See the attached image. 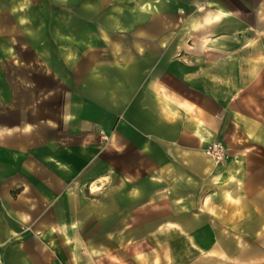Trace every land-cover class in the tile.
<instances>
[{
  "label": "crops",
  "instance_id": "1",
  "mask_svg": "<svg viewBox=\"0 0 264 264\" xmlns=\"http://www.w3.org/2000/svg\"><path fill=\"white\" fill-rule=\"evenodd\" d=\"M73 3L0 0L2 264L117 260L104 215L122 211L195 223V264H264V0ZM109 115L111 159L89 156V116ZM93 177L114 181L95 199L94 243L73 192Z\"/></svg>",
  "mask_w": 264,
  "mask_h": 264
},
{
  "label": "rangeland",
  "instance_id": "2",
  "mask_svg": "<svg viewBox=\"0 0 264 264\" xmlns=\"http://www.w3.org/2000/svg\"><path fill=\"white\" fill-rule=\"evenodd\" d=\"M79 0H73L74 3H78ZM138 2L143 0H137ZM154 1V0H153ZM73 3V10L78 7L77 4ZM151 6V5H150ZM157 5L154 4V7ZM177 4H169L171 11H176ZM129 3L128 0H120V11L121 13L128 11ZM137 7L142 9L143 5L137 4ZM78 10V9H77ZM183 15V14H182ZM181 23V20L178 24ZM79 22L74 20L73 27H78ZM176 25L175 27H178ZM73 40L79 39L80 36L73 35ZM176 36H173L172 42H176ZM76 43V41L74 42ZM79 46V45H78ZM60 57L72 60V62L77 61L80 57L79 51L72 52H57L56 56L58 59ZM61 58V59H62ZM43 62H47L46 58L41 57ZM69 65V63H68ZM62 68V67H61ZM111 116H89V121L87 123V133H86V144L88 145L89 156H96V150L107 156V159H111V147L113 144V132ZM91 119H93L91 121ZM95 119L103 120L106 122L102 124L94 122ZM72 141L79 142V134L72 136ZM219 143V142H218ZM74 144V143H73ZM221 144V143H220ZM222 145V144H221ZM207 147V146H206ZM224 147V146H223ZM225 149V147H224ZM226 156H227V150ZM209 156V155H208ZM91 158H89L90 160ZM88 171L96 172L95 165L89 164ZM112 171L111 163L105 164V173L110 174ZM96 174V173H95ZM93 173L92 176L95 175ZM73 184V192L77 197V204L82 207V212L80 214L83 218V223H87L85 230L89 233V237L92 238V242L99 239V229L95 227L97 213H96V198L101 196V190L105 187H112L114 181L109 178H104V180L96 182L95 177L89 178L86 183ZM117 183V181H115ZM79 184V185H78ZM79 214V213H78ZM170 214V213H159V212H136L133 216L135 218L131 219L132 223H127L128 212H120L119 215L111 217V215H104V250L108 252L113 257H118L117 260H112L105 256L100 259L97 264H141L139 260V251H146L147 262L143 264H195V244H193L192 233L195 231V223H182L183 227H176L175 225L180 223H145L147 220L156 219L160 215ZM113 219V220H112ZM118 221V222H117ZM118 223L119 228H116ZM111 224H113L111 227ZM185 226V227H184ZM194 227V228H193ZM114 231L116 238H118V243H113L112 238L107 236L108 232ZM117 230V231H116ZM98 233V234H97ZM134 241L136 243L135 253L138 258H134V250H129L128 242ZM161 255L162 261L159 263V256ZM166 257V260L165 258ZM74 264H82L77 262ZM199 264V263H196Z\"/></svg>",
  "mask_w": 264,
  "mask_h": 264
},
{
  "label": "built area",
  "instance_id": "3",
  "mask_svg": "<svg viewBox=\"0 0 264 264\" xmlns=\"http://www.w3.org/2000/svg\"><path fill=\"white\" fill-rule=\"evenodd\" d=\"M205 153L209 155L211 158H213L215 161H221L226 157V151L218 142H212L207 145L205 148ZM0 264H2V261L0 259Z\"/></svg>",
  "mask_w": 264,
  "mask_h": 264
}]
</instances>
